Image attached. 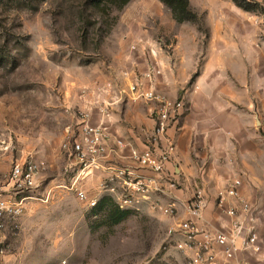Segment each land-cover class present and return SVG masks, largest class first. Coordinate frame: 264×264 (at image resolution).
<instances>
[{"label": "rangeland", "instance_id": "374dc122", "mask_svg": "<svg viewBox=\"0 0 264 264\" xmlns=\"http://www.w3.org/2000/svg\"><path fill=\"white\" fill-rule=\"evenodd\" d=\"M121 1L0 0V165L29 156L47 164L0 264H183L158 211H128L111 224L107 209L93 212L51 182L65 164V130L93 102V90L128 84L126 64L146 50L142 41L122 43L155 31L158 12L171 14L159 0L118 9ZM250 1L264 17V0Z\"/></svg>", "mask_w": 264, "mask_h": 264}, {"label": "crops", "instance_id": "0c3cea01", "mask_svg": "<svg viewBox=\"0 0 264 264\" xmlns=\"http://www.w3.org/2000/svg\"><path fill=\"white\" fill-rule=\"evenodd\" d=\"M189 5L198 24H177L171 14L158 12L152 16L154 32L128 36L122 43L142 41L141 49H146L133 53L136 57L126 64L132 75L142 74L147 61H155L161 71L153 86L156 92L185 105L165 135L174 143V153L161 174L140 168L131 159L132 148L142 151L149 146L159 154L166 138L157 144L149 141L154 103L125 100L111 108L107 130L113 152L104 165L127 168L135 177L158 182L155 200L177 208L174 219L164 218L168 226L188 219L184 206L200 190L203 218L192 221L210 231L230 221L225 209L238 208L231 198L218 207L217 193L234 179L241 180L238 192L252 209L262 252L241 253L237 260L264 264V139L255 115L264 109V17L237 8L230 0H189ZM119 81L126 86L123 79ZM95 115L94 111L93 122ZM117 140L126 146L117 148ZM105 176L98 172L80 186L89 197L100 198L99 185ZM62 177L51 182L61 184ZM59 184L53 189H60ZM142 209L150 210L148 204Z\"/></svg>", "mask_w": 264, "mask_h": 264}, {"label": "built area", "instance_id": "2783aa9c", "mask_svg": "<svg viewBox=\"0 0 264 264\" xmlns=\"http://www.w3.org/2000/svg\"><path fill=\"white\" fill-rule=\"evenodd\" d=\"M135 50L136 46L132 45L131 51ZM160 73L157 63H148L142 74L124 73V77L129 80L126 86L106 82L93 90V102L87 109L80 111L74 123L66 128L60 145L65 161L63 179L58 187L73 192L87 209L96 207L101 197H107L120 211H140L144 204H148L151 210L158 211L164 218L176 217L177 208L174 204L163 205L155 200L154 194L160 188L154 179L135 177L127 168L104 165V160L113 152L107 130L111 108L125 100L143 101L155 104L151 114L154 130L150 143L157 144L159 140L166 138V146L159 154H155L149 146L142 151L132 148L130 157L140 168L155 174L164 171L165 164L175 151L174 143L165 135L168 128L178 122L185 105L181 100L172 101L156 92L153 86ZM94 111L96 115L93 122ZM255 115L264 139V109L256 110ZM115 145L119 149L126 146L120 140L115 141ZM46 169L45 162L32 156L15 160L4 168L0 165V258L6 255L9 242L20 230L27 202L35 199L33 194L40 187ZM98 172L106 175L99 185L102 196L89 197L80 184ZM240 186L241 180L234 179L225 190L217 193L218 207L223 208L228 198L235 200L238 205V208L224 210L230 221L224 222L220 229H200L192 221L193 218H203L205 202L200 190L184 206L188 219L168 226V245L181 254L183 264H245L242 260H237L238 254L262 252L252 209L241 198L238 192ZM170 187L174 188L175 184H170ZM49 195L50 192L47 193ZM240 215L242 219H239ZM8 232L10 238L7 236Z\"/></svg>", "mask_w": 264, "mask_h": 264}, {"label": "trees", "instance_id": "16d2710c", "mask_svg": "<svg viewBox=\"0 0 264 264\" xmlns=\"http://www.w3.org/2000/svg\"><path fill=\"white\" fill-rule=\"evenodd\" d=\"M130 0H122L118 3L117 8L122 9L129 3ZM165 7H167L172 15L173 20L177 24H183L186 22L197 21L196 15L190 9L189 0H159ZM239 9L254 13L259 10V5L250 0H230ZM107 211V222L111 224H118L128 216V212L120 211L115 207L110 198H102L99 200L96 207L92 208L91 211L99 212L103 210Z\"/></svg>", "mask_w": 264, "mask_h": 264}]
</instances>
